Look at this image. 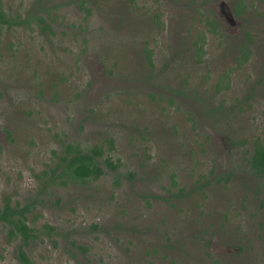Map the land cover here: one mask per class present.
Returning a JSON list of instances; mask_svg holds the SVG:
<instances>
[{
  "label": "rangeland",
  "instance_id": "obj_1",
  "mask_svg": "<svg viewBox=\"0 0 264 264\" xmlns=\"http://www.w3.org/2000/svg\"><path fill=\"white\" fill-rule=\"evenodd\" d=\"M55 1L51 30L0 25V204L32 203V264H264V0H203L218 34L194 0ZM108 138L115 172L40 190L61 140ZM15 243L0 225V264H21Z\"/></svg>",
  "mask_w": 264,
  "mask_h": 264
},
{
  "label": "trees",
  "instance_id": "obj_2",
  "mask_svg": "<svg viewBox=\"0 0 264 264\" xmlns=\"http://www.w3.org/2000/svg\"><path fill=\"white\" fill-rule=\"evenodd\" d=\"M74 1H76L78 7L85 9L87 12H91L92 5L90 0ZM127 1L130 4L134 3L133 0ZM194 1L196 4L192 5L193 13L191 17H195L196 21L202 20L209 26V30L217 33L218 28H220L219 22L212 9L205 7V14L200 10L203 0ZM236 1L235 12L239 13L245 9L246 4H244L243 0ZM58 6L59 2L55 0H35L24 10L23 15H21V13L11 14L0 8V25L5 24L6 27H10L13 25L23 24L29 26L34 24L39 29V32H45V30H51V22L53 20V13H51V10L58 8ZM125 14L128 15V9L127 12L125 10ZM117 21L119 22L118 19ZM157 24H159L158 21ZM203 34L204 31L199 30L188 40L192 47V53L195 54L196 58H200L203 54ZM247 35V40L250 41V35ZM235 49L239 51V54L234 57L235 59L240 57L244 60L247 57L248 45L246 42L239 41ZM141 53L143 61L148 66L152 65L149 59L151 50L145 46V42L143 43ZM147 75H151V73H147ZM177 91L180 90L177 89ZM104 142L107 143L106 147H104L103 143L86 145L80 144L78 141L61 140L56 150L51 149V154L54 156L52 164H48L46 168L41 169V172L36 174L37 177L40 178V190L47 191L56 178H58L60 182H66L70 179L83 180L86 178H97L106 173L104 167L115 172V162L111 161L109 158V152H111L113 141L111 138H108ZM248 162L253 166L256 173L264 172V144H259L254 148ZM183 188L184 185L178 186L176 191L172 192V195H182ZM31 208L32 203H20L18 200L10 203L8 199H5L3 203L0 204V225L6 227V235L8 238L16 239L14 252L21 264H32L26 251L27 244L36 237V227L27 222V213L31 211ZM43 225L46 228L47 235H50L54 227L46 223ZM76 246L81 250L84 249L83 245L76 244Z\"/></svg>",
  "mask_w": 264,
  "mask_h": 264
}]
</instances>
